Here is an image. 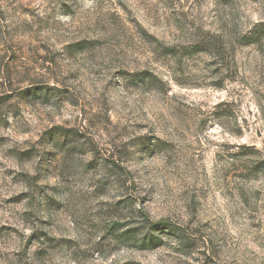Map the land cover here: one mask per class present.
<instances>
[{
    "label": "rangeland",
    "instance_id": "rangeland-1",
    "mask_svg": "<svg viewBox=\"0 0 264 264\" xmlns=\"http://www.w3.org/2000/svg\"><path fill=\"white\" fill-rule=\"evenodd\" d=\"M0 264H264V0H0Z\"/></svg>",
    "mask_w": 264,
    "mask_h": 264
},
{
    "label": "trees",
    "instance_id": "trees-1",
    "mask_svg": "<svg viewBox=\"0 0 264 264\" xmlns=\"http://www.w3.org/2000/svg\"><path fill=\"white\" fill-rule=\"evenodd\" d=\"M197 51L204 50V51H210V41L202 40L200 44L197 46H194Z\"/></svg>",
    "mask_w": 264,
    "mask_h": 264
}]
</instances>
